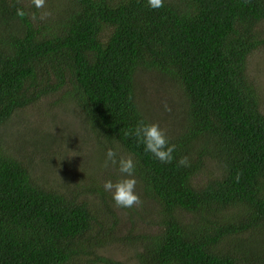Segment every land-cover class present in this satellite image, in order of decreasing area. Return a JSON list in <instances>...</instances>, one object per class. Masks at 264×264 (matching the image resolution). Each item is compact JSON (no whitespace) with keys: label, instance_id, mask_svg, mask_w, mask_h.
I'll return each instance as SVG.
<instances>
[{"label":"trees","instance_id":"16d2710c","mask_svg":"<svg viewBox=\"0 0 264 264\" xmlns=\"http://www.w3.org/2000/svg\"><path fill=\"white\" fill-rule=\"evenodd\" d=\"M263 45L264 0H0V264H264V110L248 72ZM59 92L99 150L133 158L142 203L119 208L104 190L118 164L67 187L14 152L23 111ZM159 109L171 163L126 135L162 128ZM109 244L134 253L101 255Z\"/></svg>","mask_w":264,"mask_h":264},{"label":"rangeland","instance_id":"374dc122","mask_svg":"<svg viewBox=\"0 0 264 264\" xmlns=\"http://www.w3.org/2000/svg\"><path fill=\"white\" fill-rule=\"evenodd\" d=\"M248 72L259 86L264 110V45L250 57ZM165 86L173 94L170 102L177 106L175 110L179 109L181 97L179 91L168 82ZM162 92L163 90L157 92L158 95L155 94L153 102L160 105L168 102V91ZM61 95L62 92L48 96L33 108L29 107L23 111V117L14 127L26 137L17 140L19 142L13 148L14 152L32 167L34 177L42 183L59 182L68 187L71 179L94 184L93 179L102 182L106 176L111 178L116 165L109 163L107 168L103 166L107 150L99 148L105 145L96 143V139L84 131L78 114L62 104ZM164 116V112L159 109L152 118L158 120L163 129H167L172 122L164 119ZM88 197L96 199L93 193ZM145 204L150 205L149 202ZM120 214L130 216L126 212ZM99 253L109 254L110 258L125 262L134 251L130 244L128 246L109 244Z\"/></svg>","mask_w":264,"mask_h":264},{"label":"clouds","instance_id":"9594fccd","mask_svg":"<svg viewBox=\"0 0 264 264\" xmlns=\"http://www.w3.org/2000/svg\"><path fill=\"white\" fill-rule=\"evenodd\" d=\"M32 5L41 9L45 6L46 0H31ZM148 6L152 9H159L164 6V0H147ZM17 15L23 18L26 13L23 9H17ZM35 19V16L33 17ZM44 19L42 15L40 17ZM126 135H134L138 143L143 144L146 153H150L154 158L161 163H171L174 160L175 145L169 143L166 131L160 127L158 123L145 122L141 120L138 122L135 129ZM104 167L107 168L109 163L111 165L119 166V172L122 174L121 179L113 182L107 180L104 182V190L111 192L112 199L115 205L119 208H131L142 203L139 194L135 191L136 179L134 176L135 162L131 156H119L115 149L108 148L105 154ZM188 158L181 157L178 164L187 166Z\"/></svg>","mask_w":264,"mask_h":264}]
</instances>
